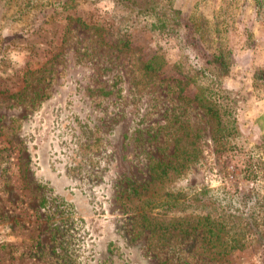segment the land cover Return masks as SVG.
I'll use <instances>...</instances> for the list:
<instances>
[{"label":"rangeland","instance_id":"rangeland-1","mask_svg":"<svg viewBox=\"0 0 264 264\" xmlns=\"http://www.w3.org/2000/svg\"><path fill=\"white\" fill-rule=\"evenodd\" d=\"M0 264H264V0H0Z\"/></svg>","mask_w":264,"mask_h":264},{"label":"trees","instance_id":"trees-1","mask_svg":"<svg viewBox=\"0 0 264 264\" xmlns=\"http://www.w3.org/2000/svg\"><path fill=\"white\" fill-rule=\"evenodd\" d=\"M215 111V110H214ZM216 112V111H215ZM214 112V113H215ZM150 200L153 199L150 195L147 197ZM181 198V197H179ZM185 199V198H184ZM188 199L186 198L183 202L175 201V206L178 208H181L180 206L177 205H182L185 203ZM192 200H195V197H192ZM191 205V204H189ZM170 206L165 210L166 212H154L151 211L150 214H154L149 216L147 212L142 211L143 213V220L148 223L149 227L151 228V231L154 233H158L161 236H163V239H168V237L174 233L176 234V230H178L181 225L183 224L184 217H181L175 213H171L172 209H170ZM174 206V205H173ZM172 207V206H171ZM141 210V209H139ZM202 219H196L195 221L200 224L202 227L203 231V237L207 241L206 243L211 246L209 248L214 249L215 254H226L230 251L228 249V246L226 245V240L223 239V231L224 227L222 226L223 224L218 221L217 218H214L210 214H207L204 217H201ZM182 220V221H180ZM165 224V225H164ZM167 236V237H165ZM232 247H238L236 244L235 246Z\"/></svg>","mask_w":264,"mask_h":264}]
</instances>
